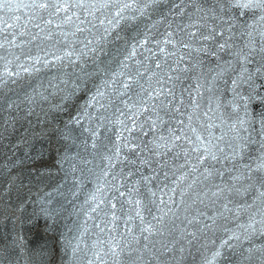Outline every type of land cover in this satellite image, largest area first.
<instances>
[{"label":"snow or ice","instance_id":"obj_1","mask_svg":"<svg viewBox=\"0 0 264 264\" xmlns=\"http://www.w3.org/2000/svg\"><path fill=\"white\" fill-rule=\"evenodd\" d=\"M153 13L179 21L175 27L167 23L155 51L149 38L137 39L144 35V18ZM121 22V31L131 29L128 38L112 35ZM97 25H107L104 34L111 40H77L79 48L69 42ZM56 34L67 50L34 45ZM29 46L44 55L26 54ZM41 68H56L58 74L47 86L19 85ZM184 81L190 83L178 93ZM221 85L231 94L224 105L217 95ZM221 107L230 109L228 119ZM109 125L120 129L111 149L112 140L101 133ZM170 154L184 158L178 166L182 174L173 172V186L165 184L160 197L151 192L158 213L152 215V208L131 199L138 189L121 191L126 183L117 182V175L127 182L141 174L134 183L147 186L157 176L142 175V169L153 163L167 167V159L161 165L157 157ZM88 156L108 162L98 183L111 174L105 187L85 200L92 213L103 211L102 222L110 225L100 227L109 235L93 246L88 264H182L196 244L202 264H264V0H0V241L8 239L4 221L21 216L33 227L53 221L46 230L56 232L65 182L71 176L75 184L92 173ZM129 165L134 170L125 174ZM118 166L117 174L112 170ZM53 168L64 172L60 183ZM162 174L167 180L168 173ZM177 187L179 202L169 195ZM118 203L121 211L124 203L135 205L119 232ZM241 212L249 223L240 225V234L218 226L226 213ZM217 231L227 238L200 244ZM56 239L42 247L41 264H54ZM17 246L15 238L11 245L0 243V264H15Z\"/></svg>","mask_w":264,"mask_h":264},{"label":"water","instance_id":"obj_2","mask_svg":"<svg viewBox=\"0 0 264 264\" xmlns=\"http://www.w3.org/2000/svg\"><path fill=\"white\" fill-rule=\"evenodd\" d=\"M13 2H16V0H13ZM163 11L167 12V7H163ZM103 19V17H101ZM179 22L177 19L168 16L167 19L165 17L161 16L158 13H153L151 15V18H144V23L141 25V32L144 33V35L137 37L138 40H143L145 37L149 38L151 43L148 44V47L153 48V51H155L154 44L155 40L163 39V34L166 31L167 23H172L173 27H175V23ZM147 25V27H145ZM152 25H155V27H152ZM104 27H107V25L100 26L97 25L96 28L91 29V34H89V31H85L84 33H77L75 37H69V42L73 44V46H76L77 48L82 47L81 45H76L75 41H87V40H100L101 38H104L106 41L111 40V37H105L104 34ZM124 28L123 22H121L120 28H117L115 30H112V35L114 36L116 32H120V35L128 38L131 34V29H125L124 31H121V29ZM119 44H123V41L118 42ZM34 45H39L40 48H43L45 51L48 50H56V49H65V42L64 38L60 36L59 34H56L52 37L51 40H43L41 43L40 41L34 42ZM105 48H111L113 45L111 43H105L103 45ZM31 48V52L29 53L27 49H25L26 54L31 56L40 55L43 56L44 52L38 51L35 46H29ZM128 51H131V47H128ZM138 49V53H139ZM127 55V53H125ZM51 59V56L48 57ZM141 57L138 54L135 59L139 60ZM129 65H132V61L128 62ZM39 67V65H38ZM68 69H65L67 71ZM58 74V70L56 68H41L40 73H38L35 77H25L19 82V85L26 86L28 83H31L33 88H39L40 83H44L45 86H47V80L51 79L52 76H55ZM190 83L189 81H184L182 84L177 85V92L179 93L182 89V87H186L187 84ZM18 85V86H19ZM221 93H217L219 97V103L222 105L226 104L227 100L231 99V94L228 92H224V85H221ZM28 92H31V89H27ZM185 100H187V95L185 94ZM119 107V105H116ZM39 111V109H37ZM114 109H109V116H113ZM230 111V109H227L226 107L220 108V114L225 119H228L227 113ZM64 119H67V116L63 117ZM167 120L168 117H165ZM235 119V117H233ZM217 124H219V121H216ZM88 125L85 124V127ZM118 125H109L108 131L105 132L104 129H101L102 138L104 136L109 137L112 140V143L109 144V149H111L118 141H116V133L119 131ZM215 134L217 136L220 135V132L215 131ZM107 143V141H106ZM40 145H37V148H39ZM54 149H60V145L55 144L53 145ZM221 147H224L222 144ZM75 149L72 150L71 154H75ZM110 154L109 152H106L105 155ZM144 155H147L145 153ZM130 159H134L135 157H129ZM88 159L91 161V163L88 165L90 169H92V173H85V179L83 181H76L74 184L73 178L71 176L68 177L67 181L65 182V187L63 188V196L60 197L61 203H63V209L61 211V215L59 218V227L56 232H52L49 229L50 225H52L53 221H49L48 225H45L43 221H41L40 225L37 227H33L30 222L26 220L24 216H21L19 220L13 219L12 221L5 220L4 224L2 226V231L8 239L0 241V243L11 245L13 239H17V248H16V255H15V264H41V258L39 257V252L41 251L42 247L47 245L48 247L53 246V236L57 237L55 241V248H56V259L54 264H88L89 260L93 259V252L96 251V248L93 246L97 243L98 240H103L107 235H109V232L106 231L104 233L100 232V227H110V225H105L102 222V217L104 215L103 211H100L99 213H92L91 208L89 204L85 203V200L88 199L89 194L93 193L97 187H105L104 185V179H108L110 181L111 174L107 178H101L99 179L98 183V177L99 174L107 169L108 162L106 160H101L99 156H97L95 159H93L92 156H88ZM164 159H167L168 166L161 168L156 163L152 164V169H155V172H153L152 169L149 168H143L142 169V175H156L157 179L153 180L150 184L145 186L143 182L140 184H135V180H140L141 174H137L135 177L129 178L127 182L124 181L123 177H121L118 173L120 171V167L118 166L116 169H113L112 171L116 172L117 175V182L119 183H126V187L121 188V191L128 192L129 188L138 189V193L136 191H132L131 193V199L136 200L139 199L143 202L144 205H147V207L152 208V215H157L158 213L155 210V207L150 203L151 200L157 199L162 195V192L160 189L164 187L165 184L168 185V188H171L173 186V172H175V176L179 177L182 173L180 170H178V166L181 164H184V158L181 156L179 158H176L174 154H170L166 158L157 157V160L160 161V164H163ZM64 167H68L67 164H65ZM129 169L134 170L133 166L129 165L128 167H125L124 171L125 174ZM187 170V165L185 166V171ZM168 173L167 180L165 179L164 175L162 173ZM53 174L54 179L57 183L61 182V178L64 176V172L59 168H53ZM191 180V177L189 178V182ZM216 183H220V180L217 179L215 181ZM182 190L181 187H177L176 193H170L177 202H179L182 198L179 195V192ZM157 192V198L152 197L151 192ZM75 193V194H73ZM106 195L108 197H111L113 195L112 192H107ZM65 197L67 198V203L64 202ZM123 199V198H122ZM158 202V201H157ZM241 203L244 201L241 200ZM248 203H251V201H248ZM135 209L134 204H128L124 203L123 211L120 210V204H117V210L116 214L118 216H121V220L117 221V224H119L121 227L117 229V231H123V219L130 214H133V211ZM29 212L32 211V209L28 210ZM214 211L210 209V212ZM7 215V213L5 214ZM19 215V214H18ZM143 215L146 218L149 217V213L147 211L143 212ZM227 219L226 220H218V226L220 228H228L232 229L233 231H236L237 234L241 233L240 225H247L249 223L248 215L244 212H241L239 214L235 213H226L225 214ZM260 217L257 216V220H259ZM179 223V222H177ZM99 225V227L97 226ZM115 234V233H112ZM227 236L223 231H217L214 235H208L205 237V239L200 241V244H207L208 240H216L217 243H219V240L226 239ZM260 241H257L259 243ZM248 242L244 241L243 247L247 248ZM197 247H199V244L194 245L192 248L188 249L192 253V255H188V252L185 253L187 256V259H185L182 264H202L201 255L197 254ZM209 248H211V245H208ZM73 249H77L75 254H73ZM109 264L111 262L109 261ZM221 264H223V261H221ZM229 264H232L230 261Z\"/></svg>","mask_w":264,"mask_h":264}]
</instances>
